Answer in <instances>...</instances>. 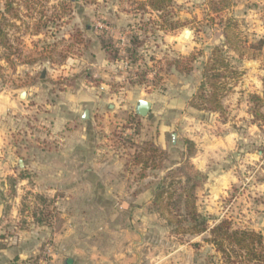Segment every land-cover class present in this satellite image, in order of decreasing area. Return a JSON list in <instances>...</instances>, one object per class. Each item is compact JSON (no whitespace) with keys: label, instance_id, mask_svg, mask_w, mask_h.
<instances>
[{"label":"rangeland","instance_id":"374dc122","mask_svg":"<svg viewBox=\"0 0 264 264\" xmlns=\"http://www.w3.org/2000/svg\"><path fill=\"white\" fill-rule=\"evenodd\" d=\"M150 1L0 0L22 54L0 58V99L25 108L0 116V264H224L208 234H175L153 202L183 165L203 176L210 226L226 219L264 244V0ZM215 47L228 62L221 115L192 104Z\"/></svg>","mask_w":264,"mask_h":264},{"label":"trees","instance_id":"16d2710c","mask_svg":"<svg viewBox=\"0 0 264 264\" xmlns=\"http://www.w3.org/2000/svg\"><path fill=\"white\" fill-rule=\"evenodd\" d=\"M174 0H152L150 1L153 11L159 12L165 7V4ZM226 3L228 4L229 2ZM212 5L215 3L212 1ZM229 7V6H228ZM226 7L225 9H228ZM6 10L1 13V16L8 14ZM16 18V15H13ZM230 22L228 21V25ZM226 44H229V33H224ZM0 44L4 53L0 55L5 63H12L11 56H22L21 51L17 48H13L9 44L6 33L0 28ZM262 42H259V46L256 49H260ZM105 47V46H104ZM107 48V47H105ZM107 50V49H106ZM219 52V57H215V60H210L205 64L201 73V81L197 88V92L193 95V106L199 111L205 113L220 114L223 111L221 98L223 97V91L227 87L226 83L222 81L223 72L227 70L228 62L225 61L227 56L223 55L224 52L219 50V47H215L213 53ZM225 56V57H224ZM225 58V59H224ZM264 87V80H263ZM253 99L261 100L260 97H253ZM264 99V92H263ZM198 101V105L194 102ZM260 114V113H258ZM257 114V116H258ZM256 116V114H255ZM262 116V115H261ZM189 147H187L188 159H190L193 151L192 142L186 141ZM148 146V151L152 155L159 152L158 149L152 146V144L143 143ZM262 153V151H261ZM263 154V153H262ZM176 165V164H174ZM142 168L146 167L144 164ZM188 168L192 173L187 171ZM177 172H185L184 181L179 177L173 176L167 185L162 184L152 194L153 202L155 204L164 203V212L172 216L178 221L172 222L168 220V225L173 226V232L175 234L182 232L188 235H202L208 234L209 238L207 242L214 248V251L220 255V259L224 264H243L239 263L240 256L248 262H255V264L264 263V244L262 236L252 230L247 229H233L231 223L228 220H222L218 223L210 226L209 217H204L197 212L196 209V189L199 187V179L203 176L198 171H193V167L190 165H183V169H175ZM176 174V172H175ZM177 178V180H176Z\"/></svg>","mask_w":264,"mask_h":264},{"label":"crops","instance_id":"0c3cea01","mask_svg":"<svg viewBox=\"0 0 264 264\" xmlns=\"http://www.w3.org/2000/svg\"><path fill=\"white\" fill-rule=\"evenodd\" d=\"M26 98H27V95H26ZM24 109L25 108L23 107L22 103H19L18 102V98L17 99H14V98H11V96H5V97H3V99H0V116L4 112H6L8 110L11 111L12 114H14V113H19V114L21 113V114H23L22 112L24 111ZM82 116H83V114H81V115L79 114L80 119H82ZM4 128H7V127H5V125L2 126L0 124V141L1 142H2L3 138L6 137L5 135H3V129ZM71 157L72 156L69 157V160L71 159ZM87 172L90 173V170H88ZM53 175H55V173H53ZM48 176H50V172L48 173ZM13 177H15V176L13 175ZM58 177H59V175H56L54 177H46V178L52 179L53 181H57L58 180ZM17 181H20V185H22V186L27 185L26 182L23 179L22 180H17ZM31 192L34 193L35 190L34 191H31Z\"/></svg>","mask_w":264,"mask_h":264},{"label":"water","instance_id":"95a60500","mask_svg":"<svg viewBox=\"0 0 264 264\" xmlns=\"http://www.w3.org/2000/svg\"><path fill=\"white\" fill-rule=\"evenodd\" d=\"M190 36H191V32L189 30H186L183 34L184 39H189ZM44 74H45V71H43L41 74L42 78L44 77ZM25 96H26L25 92H22V93H20L19 98L25 99ZM150 110H151V103L148 101L140 99L137 101V104L134 107V114L136 116L143 118L149 114ZM82 119L83 120L88 119V111H84ZM175 139H176V135L172 134L173 144H175Z\"/></svg>","mask_w":264,"mask_h":264}]
</instances>
